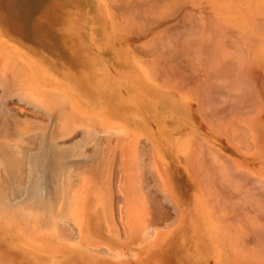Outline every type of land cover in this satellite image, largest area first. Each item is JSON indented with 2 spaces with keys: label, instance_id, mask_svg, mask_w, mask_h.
<instances>
[{
  "label": "rangeland",
  "instance_id": "obj_1",
  "mask_svg": "<svg viewBox=\"0 0 264 264\" xmlns=\"http://www.w3.org/2000/svg\"><path fill=\"white\" fill-rule=\"evenodd\" d=\"M259 1L258 0H246V1L245 0H195V1L185 0L182 3V5L177 2L178 6L180 5V7H183L182 10L177 5L175 7L173 5L170 7L169 11L162 12L164 10L163 7L167 6L166 5L167 2L169 3L168 6L170 5L171 3L170 0H167L166 2L164 0L163 1L153 0V3H154L153 5L151 4L152 1L148 0L147 1L148 5H146L144 2L141 7H145L144 8L145 10L146 8L150 9L148 13L146 12L147 14H149L148 15L149 17L146 16L147 17L146 18L145 16H142L143 14H141V16L143 17L142 20L139 16V12L137 15L138 16V19H137L136 16H135L136 18L135 17L133 18L134 14L132 16L131 14H128L129 11H127L124 15L127 14L131 16L126 15L127 17L126 16L125 17L126 18L130 17L132 19L130 18L126 19L124 16L123 17L119 16L120 15L119 12L120 11L123 12V10L118 9V13H117V9L115 5H114L115 10L112 13L108 12L107 11L108 9L106 8L104 11V18H103L106 26L104 24L105 28L102 30L100 34H97L96 37L91 38V35L87 34L86 35L87 41H86L85 33L86 32L88 33L87 30H89V28L85 24L80 25L81 26L80 31L81 33H83L85 40H84V44L83 42H82V45L81 43H76V47L74 46V51L75 49L78 50L77 52L75 51V53L79 58L78 66H76L78 68V71L76 72L68 70L64 64H60V66L59 64L58 66L51 65L50 67L47 63H44L42 59H40L38 55H36L32 50H29V52L28 50H25L22 47V42H20L19 40L16 41V39H13V38L8 39L7 34L0 28V56L3 58V61L7 63V65L3 67V63L0 62V73L4 75V78H6L7 81L9 79L8 82H10V84L8 82L6 83V85H8L7 86L8 91L12 95H15L17 94L16 92L19 93L17 89H21L24 91H28V93H32L36 95L35 97L31 96V94L27 95L28 99H23L21 98L22 96L21 97L18 96L19 98L18 100L16 96L13 97L12 95L11 96H8V95L1 96V91H0V105L2 107V108L0 107V130H2L4 127L8 130L10 129L9 131H13L14 124L17 122V120L19 121L25 120V124L26 125L29 124L31 126L23 128L22 131H24L25 135L32 134L31 136L26 137L24 141L22 142V143H25L24 148L29 149L28 152H36L38 148H40V145L42 143L44 144V142L40 141L41 139L38 136H42L43 138L48 139V137H44L42 134L44 132H50V131H53V133L57 131L59 132V134H62V133H65V131L67 132L71 130L70 136L67 134L68 137L61 138L60 139L61 142L81 141L83 140L81 139V137L85 135V133L86 134L90 133L92 137L97 134L99 137L100 136L103 137V138L100 137L101 145H98L99 139H97V142H96L97 135L94 136L92 140L97 143V146H101L99 148L101 149V152H104V153H106L105 150L108 151V147H109V146L107 147V144L104 146V143H103L104 141L106 142V139L108 138L107 137L105 139L106 136H109V137L113 136L115 138V136L125 137L128 135L130 136V135L137 134V135H145V136L153 135L155 137H159V139H161L160 137L165 138L167 139V142H168V154H169L170 211L172 213V217L174 216V217L179 218L180 217V167L182 169L181 165H183V164H180V156H179L180 155V118H182L183 115H186V113L180 112V106H181V110H184V106H182L183 103L185 106L192 107L193 102L191 101L190 98H186L182 96L183 94L180 93V85H179L180 79H178L180 77L177 76V79L175 80V77L173 75L179 74L180 76L179 72H186L187 74H193V72H198L200 69L204 73H207L209 71L207 72L205 71L209 67L208 65L203 64V63L199 64V61L195 60L196 58L194 56H197L198 54L196 55V52L199 51L195 47H190L191 50H187V49L185 50L184 56L187 57L186 59L180 60V58L178 57L180 55L177 56L176 54H178V52L183 50L184 47H180V44L185 38L197 35V34H193V32L195 33V30L198 29L199 26H197L196 22L192 23V20L196 21V19H199V20L202 19L203 21H206L207 18H210V19L213 18V20L215 18V22L219 23L223 21V24H220L222 25V27L223 26L226 27L229 24L228 27L231 26L232 28L231 27L230 28L227 27V28L231 32L232 31L234 32V30H237L241 32L240 34L238 33L240 37L246 36L245 39L247 41L244 39L246 41L245 45L247 47V43H248V47H250L251 49L250 51H248V55H249L248 57L250 58L251 56L250 59L246 57L247 52L246 54H243L241 48L239 47L240 46L239 43L241 42L240 40H238L239 41L238 44H237L238 41L236 40H235L236 42H231L232 44L234 43L233 47L236 44L238 45V48L236 47L237 49L236 48L233 49L234 51L238 50V52H234L231 49L233 47H232V44L231 45L229 44V42L235 38L238 39V37L235 36L237 34L234 35V33H229L228 35L230 36L231 34V36L234 38L232 39L228 37L229 38L228 39L225 36L226 33L223 34L222 32L221 33L219 32V35H217L218 34L217 32L216 34L214 33V36L217 35L215 36L216 38H218V36L221 38L222 36L221 34H223L222 38L224 37L226 38L224 39L225 40L224 42H226V45H223V46H226V48L227 46L228 48L229 46H231L229 48L231 49L230 51L231 52L233 51L232 53L237 55L236 57L238 61L237 59L235 61H233L234 59L233 60L230 59L233 63L230 61L228 62L227 60V64L226 65L222 64V65L231 66V63H232L236 67V65L237 66L241 65L240 61H243L242 66L244 68L242 70L239 67L240 69L239 70L236 67V72L238 71L236 74H238V76H236L235 73L233 72V75H231L232 77H229L230 76L229 74H232L231 71L235 68L234 65H232L231 67L232 70L230 67H228L231 73L227 71L228 68H226V70L224 69L223 71L222 68L224 66L219 67V65H216V68L217 69L219 68L218 70H220V71L217 70V74H219L220 72H221L220 74L224 73L223 75H226L227 73H229L227 75L228 76L227 79H232L234 80L233 82L235 81L238 82V80H245V78L240 77L241 74L239 75V73L240 71L241 72L246 71L247 70L246 68L248 65H249L248 70H250V72L253 73V76L251 77L249 73H247L248 75L246 76L243 75V77H247V79H249L247 89H246L245 82H244V88L241 86V82H238V83L235 82L233 83L235 87L233 86V90H231L230 96H222L221 98H218L220 108L226 111L227 108L232 106L233 112L229 113V116L232 115L231 117L232 119L228 120V125H229L231 122H236L235 118H237L236 114L238 113L235 112L236 110L235 106L240 107L241 104L248 105L250 112H248V114L244 113V115H249L250 119H248V123L251 124L252 119L255 118L257 115V112H256L257 105L264 104V88L261 90L262 91L261 94H259L258 96L257 94L256 96L254 95V93L258 92L257 88L264 87V77H263L264 76V47H262V45L264 46V43H263L264 38H261L264 35V32H263L264 31V26H263L264 0H259ZM114 2H117V0H114ZM108 3H109L108 4L109 8L113 7L111 2H108ZM134 3L136 4V2ZM149 3H150V7H148ZM162 3L163 5H166V6H163ZM140 4L141 3H138L137 6L139 7ZM174 4H176L175 1H174ZM186 4L188 5V8L193 10L192 13L190 12L191 11L190 9L184 8V7H187ZM159 5L160 7L163 6L161 7L163 10L160 9L161 11L160 12L158 11L159 13L155 14V11L157 12L158 8L156 9L153 7L155 6L158 7ZM212 5H214L213 8H212ZM215 5L217 6L215 7ZM225 7L227 9H225ZM199 8L201 9L205 8L206 12L205 10L202 9L204 11V13H202L201 9ZM208 8H210L211 10ZM184 9L187 11L190 10L189 18H188L187 11L186 12L183 11ZM175 11H177V13L179 14L174 13ZM222 11L224 13L226 11L227 12L224 14ZM152 12L155 15L152 16L153 14ZM142 13H145V12H142ZM180 13L181 15H183L182 13H184V15L186 14L187 15V16L185 15L186 18H184V15L181 17ZM173 14L174 15L176 14L174 18L177 19L179 17L177 19L178 21L172 18ZM102 15H103V11H102ZM194 15L196 19H194L193 17ZM191 16L193 17V19L191 18ZM115 17H117V19ZM144 17L148 19V21H154L155 19L152 20V18L153 17L156 18V21L152 23L156 24V22L158 21V24L155 26L153 25L152 29H156V31H159L162 28H164L162 26L166 27L169 24L171 26H168V29L166 30H169V29L170 30L166 32V34L165 32L164 34L161 32L154 33L156 31L152 30V33L148 32V35H145L144 33H142L144 34V35H141L142 37L137 36L136 38H134L136 35L133 31H135L136 29L139 32V30L141 29V28L139 29V25L142 27L143 26L142 23H144L143 21L146 20L144 19ZM168 17L169 19L171 18L175 20L174 22L173 20H171L175 24L171 23V21H170L171 24L168 23L167 21L169 20L165 19ZM180 17L182 19L184 18L188 20H185V23H184L180 19ZM112 18L115 21H117L115 22L114 25L108 22V20ZM161 18L165 20L163 21ZM139 19L141 21H139ZM189 19H192V20L190 21ZM216 19L221 20V21H216ZM179 20H181L180 21L181 24ZM176 21L178 22V24L176 23ZM224 21L226 24L224 23ZM126 23H128L127 25L128 26L130 25V26L126 27ZM122 24H125V25L123 26ZM172 24L174 26H177V25L179 26L174 27L172 26ZM83 26L86 28H84ZM227 28H224L222 30H225ZM83 29L85 32L82 31ZM218 29L216 31H218ZM204 33H202V36L204 35ZM244 33L245 35H243ZM162 34L165 36H163ZM89 36H90V40H89ZM146 36L148 37L150 36L149 38L148 37L147 38H148V41H152V43L153 41L163 40L162 39L163 37H164V40L166 39L169 42L165 44L164 47H159L158 49L154 48V50L152 49V51L148 50L150 51L149 53H152L150 54L152 55V57H149L150 58L149 60H152V62L154 61L153 62L154 64L147 65V66L146 65H135L133 63L135 62L134 58L139 57V56L140 57L144 56L143 53H145L144 51L146 49H142V51L140 50L142 54L140 53V51L138 54H136L135 53L136 51L135 49L133 50V48L136 46H139L140 45L139 42L144 41V38ZM98 37L100 38V40ZM252 38L254 39V41H252L253 40ZM135 41L137 42L136 44L134 43ZM258 41L259 42L261 41L260 45ZM243 42L244 41H242L241 43ZM255 42H258V43H255ZM245 45L243 46V48L245 47ZM91 46H92V49H91ZM178 46L180 47L179 50L177 49ZM87 47H89L90 50ZM98 48L100 49L98 51L99 53L97 52ZM226 48L224 47L223 49H225L226 52L230 53V51H227ZM247 50H249V48H247ZM247 50L245 49L244 51H247ZM86 52L90 55L89 59L87 58L85 54ZM156 52L159 53V55L156 54ZM106 53L107 55H105ZM239 53H240V56H239ZM94 55L95 56L97 55L96 56L97 60L95 59ZM108 55H109V59H108ZM217 56L220 57L219 55ZM238 56L239 57L242 56V59H239ZM255 56L258 58H256ZM231 57L233 56L231 55ZM205 58L207 57L203 56V59ZM247 59L249 60V62L247 61L248 63L246 62V66H245L244 63ZM251 59H253V61L255 62L254 64L253 62L251 63L250 61ZM98 60L101 62H98ZM236 61L239 62L240 64L238 65ZM200 62H202V60ZM234 62H236V64ZM250 64L254 65V69L252 68L253 65L251 66L252 69L250 68ZM174 67L177 68V71L172 70V68L174 70L176 69ZM2 68H5V73L2 72L1 70ZM167 68L170 70H168ZM252 70H254V72L257 71L258 75L257 73H254ZM87 72L90 73L91 75L90 78H88ZM242 74H244V72ZM2 75L1 77H3ZM87 79L89 83L86 82ZM222 79L224 78L222 77ZM250 81H251V85H250ZM16 82L20 83L18 84L19 86L17 85ZM90 82H93L94 86H97L96 84H98L99 90L91 89ZM176 83L178 87L174 86L176 85ZM87 84H88V88H87ZM100 85H102V87ZM189 86H192V85H189ZM237 86L238 87L240 86L241 88L238 89ZM253 87L256 89L254 93H253L254 89L252 92L249 91ZM14 89L16 90V92L14 91ZM6 90L4 91V93H6ZM123 91L125 92V94ZM38 99L39 100L41 99V100L39 101ZM225 103L227 106H225L224 108ZM38 104L42 105L44 109H42L41 107L37 108ZM3 108L5 109L2 112ZM47 113L49 114L50 118L49 116H47ZM189 115H186V116H189ZM87 119L91 120L90 123L85 122ZM114 122L115 123L120 122L123 126L128 125L130 126V128L124 129L123 127H119V124H115ZM218 124L223 125L221 129L224 130V126L226 123L218 120ZM86 125H88V127ZM137 125L139 126L136 127ZM236 125L238 127L239 126L245 127L248 125L247 120H244L241 123L240 122L236 123ZM46 127H48V130L44 131L42 128H46ZM85 130L86 131L89 130V132L87 133L85 132ZM127 130L131 132L132 134L129 133ZM161 131H163V133L165 134H163ZM94 132L95 134H93ZM140 132L142 134H140ZM89 138H90L89 140L93 142L91 140V137ZM111 140H114V142ZM110 141L113 143L111 147L113 149L115 139L110 138ZM95 142H93V144H87L86 142L84 144H81L80 142V144H78L77 146L73 148L72 152H77V153L82 152V154H84L85 152H89L92 150ZM106 143H108V141ZM115 147H116L114 148L115 150L113 149L114 154L116 156L114 161L112 159L111 161H109L110 164H107L108 162L106 164L108 165L109 169H110L109 165L111 166V169L113 166V168L117 172L116 176H119L118 170L122 168V161L119 155L121 151L119 150L118 144L117 145L115 144ZM233 148L238 149V151H236V149H233ZM232 149H233V151H231L232 154H230L233 157L231 161L232 163L231 162L229 163L230 160L229 161L227 160L228 161L227 163H229L231 168H232V164L236 163V166L233 165V167H236L238 170H240L239 171L240 174L237 171L236 173L235 172L232 173V171L227 169L229 173V177L226 178L225 170H224L225 169L224 166H226L225 160H219V159L218 161L216 160V169H217V177H219L217 179V186H218L217 191L219 193L218 196L222 197V199L218 198L221 201L219 202L218 205L223 206L225 203V199H223V197H225L224 192H232V197L230 199H232L234 208L233 210H230L232 206L229 205V208L228 210H226V212H225V209L218 210L217 212L222 213V215H226L225 213H227L228 216H232V217H235L236 215H239L245 218L248 217L251 219L252 223L249 219L250 223L248 225L246 224H242L241 226L235 225L236 227H232V230L235 234H232L230 236L224 234L221 225L218 224L216 226V232H217L216 238H217L218 248L216 247L214 250H212L210 254L211 256L208 255L206 260L202 258L200 264H209V262L210 264H215L216 261H220V264H244L245 261L247 262V264H264V251L263 252L257 251L256 250L257 246L253 244L255 241L254 239L256 237L259 238L258 240H260V238L262 237V236L260 237L259 235L258 237L257 234H255V231L253 229L254 228L257 229V227H260L261 230H264V181L262 177L259 175L260 171L258 170L259 168H258L257 159L259 158V155L257 156L256 148H255V145H253V139L251 138L248 140L247 145L233 146ZM70 160H73L74 163L83 162V160H80V158L76 156L74 159H70ZM69 161H67V163ZM85 161L90 162V164L91 163L93 164L91 165V167H88L91 170L94 169L95 166H98L97 160L96 161L85 160ZM188 163H189V166H192L193 164L192 161H188ZM239 166H241L243 169L240 168ZM188 170H190V173L192 172V168L188 167ZM211 170H213V168H211ZM5 171L2 172L1 170L2 175L4 176V178H2L3 176L1 178L3 180L5 179L4 181L6 182H10L11 185L8 183L9 185H7L5 189L7 191L3 190L0 193V197L5 195V198L8 201L9 200L11 202L13 201L12 204H14L16 200L18 201V198H20L19 200H21V203L18 204V206L23 205L22 207L20 206L22 210L27 209L28 212H31V213L33 212L34 215H37L39 212H41L39 209L33 210L31 208H37L38 205L41 207L43 204L42 205L32 204V201H30L31 199L30 197L33 196V194L30 197H28V194L26 193L28 189L27 187H26L27 190L25 189L24 183H28V179L30 178V175H31L30 169L25 165L23 167V170L20 172H17L15 169H11L9 171L10 173L9 172L5 173ZM80 171L81 170L79 169V171H74L70 173L67 181L65 180L66 179L65 177L62 178L60 175H58L60 178L56 176V179L58 178L60 179V181L58 179H57L58 181H56V179H53L54 184L52 181H51L52 183L50 182L49 177H46V178L43 177L46 179V181H48V183L44 179L43 184L45 186L43 184H40L41 186L40 189L43 188V190L41 189L42 192L39 194L40 198L37 200V202L42 203V202L48 201L50 198V201H49L50 203L49 204L46 203V205L44 203L43 206H48V205L50 206V204L53 202V207H54L55 202L58 205L60 203L64 204L65 201H70V200L75 201L76 205H73L74 208H72V210L76 212V215H75V212L73 211L74 213L72 212L73 214L72 213L71 214L74 217L72 216L71 219L69 217V220H72V224L75 221L74 224H75V227H77L75 228L73 226L74 224L71 225L75 228L73 231H76L77 229L78 231H80V225H79L80 203H81V199L83 196L82 195V192L84 190L83 185H84V182L86 184V180L88 179V177L86 176H81ZM230 175H232V179ZM109 178L111 180L110 182H113L114 178L112 176L106 177V179H109ZM13 181H15L16 183H14ZM181 181H182V178H181ZM11 182H13L14 184H12ZM47 184L49 185L51 184V185L49 186ZM80 185H81V187L79 188L80 192L77 193L76 192L78 191L77 186H80ZM9 186L11 187L8 191L7 188H9ZM4 192L6 193L11 192V193L8 195ZM74 192L77 195V196L75 195L76 197H74ZM25 194L27 195V198H29V201L31 203H26L24 202V200L22 201V198H26L24 197ZM10 196L12 198L14 197L13 199H15V202L13 199H11ZM26 201L29 202L28 200ZM22 202H24V204ZM75 202L70 203V204L72 205ZM47 208H50V207H43L42 210H44L45 212L49 211V209ZM53 210L54 209L52 208L50 209L51 213H53L52 212ZM56 210H58V208ZM58 211L64 212V210L62 209ZM0 214H1L0 215V264H65L64 252L67 247L70 248L71 245L74 243L73 241H71L72 239L67 242L66 241L67 239H63V238H69V237L63 236L62 238L60 237L62 236V234L59 236V234L56 233V230L47 229L51 227L46 228L47 231L49 230L48 232L46 231V229L45 231H43V228L41 226H40L41 229H39L38 228L39 223L33 217L29 219H25L26 221H24L22 218H18L15 213L11 214L8 211L3 210V209L0 210ZM73 218H74V221H73ZM233 220L238 221L235 218ZM31 221H33L35 224H30ZM23 222H25L26 224ZM27 223L30 224L29 225L30 228L28 227ZM32 225H34L35 227H32ZM71 226L69 228H72ZM31 227L34 230H32ZM122 227L127 228L126 226H122ZM223 227L228 228L231 226L224 225ZM204 228L205 230L202 228L201 232L202 233L206 232L205 235L206 237H208L207 233L209 230L208 229L209 226H204ZM246 228L250 232L249 235L252 234L251 236H253V238H251V236H249L251 239L247 237ZM240 230H243L245 233L241 235V233H239ZM38 231H41L42 233H39ZM253 231L255 235H253ZM240 236L242 238L243 236H246V238L244 237L243 239L248 240V241H245V243L246 242L249 243L250 249L248 252L247 251L238 252L232 249L233 251L231 252L233 253V256H230V250H228V248L230 249V246L228 244H231L232 241H235L236 246H237L238 237L241 238ZM71 237H73L72 233H71ZM75 238H73V240H75ZM169 238H170L169 240V264H183V259L180 256V225H173V224L169 225ZM252 239H253V243H252ZM38 240H40L43 243V244L41 243L42 246L41 244L37 245L40 243V241L38 242ZM250 242L252 246H250ZM240 254L243 255V257ZM137 259L139 260L140 257H138Z\"/></svg>",
  "mask_w": 264,
  "mask_h": 264
},
{
  "label": "crops",
  "instance_id": "obj_2",
  "mask_svg": "<svg viewBox=\"0 0 264 264\" xmlns=\"http://www.w3.org/2000/svg\"><path fill=\"white\" fill-rule=\"evenodd\" d=\"M134 16H136V13ZM4 32L7 34L8 39L10 38L12 39L10 34L7 32V30H5ZM134 43H137V42L135 41ZM139 43L140 45L150 47L149 44H151L152 41H140ZM22 47L25 50H28V52L29 50H31L30 45H24L22 43ZM148 47H144V48H148ZM203 60L202 62H199V64L203 63L206 65H210V67L207 70L209 71L208 72L209 75L211 74L210 75L211 79L214 80V81L212 80L213 81L212 86H213L216 77L212 78V76L213 75L218 76V74L216 73L217 68L215 66L220 65L222 63L221 62L219 63L217 60L215 62L214 60L212 61L215 63V66H214V64H212L210 60L208 61V58H205ZM134 61H135L134 62L135 65H145V64L152 65L153 64L152 61L148 60V58L146 59L145 56L135 57ZM206 61H208V63H206ZM44 63L46 62L44 61ZM49 66L51 67V65ZM213 68L214 70L215 69L216 70L211 73V71H213ZM200 71L193 72V74H186V76L187 77L192 76L194 80L196 77H198L196 78V80L197 79L200 80V81L197 80V82L199 83L204 81L202 83V87H203L202 90L199 89L201 85L197 86L194 83L193 84L195 86L192 85L191 89L188 88L189 84L191 83L190 81L193 79L188 80L189 77L188 78L185 77L184 72L180 73L181 74L180 76H182V78L180 77V93L183 94L182 96L186 98H190L191 101L193 102L192 107L185 106L183 103L182 106H184V110H181V106H180V112L186 113V115H189L190 113L189 116L183 115V117L180 118V153H181L180 154V164H183L181 165L182 169L180 167V217L179 218L174 217V216L172 217V213L170 211L169 154H168L167 139L162 138V137H160L161 139H159V137H155L153 135L145 136V135H137V134L120 137L119 138L120 140L119 142H117V144L119 145L120 143L121 147L119 145V149L121 151V154L122 155L124 154V155L122 156L123 158L121 159L122 168L119 170L117 169L119 172L118 174L119 176H116L117 172L114 168L109 169L108 166L105 164L107 167L105 168L106 170L105 173L108 171L106 176L107 177L112 176L114 178L113 182H110L111 181L110 179H105L104 177L105 173L103 169L98 176L94 177L96 166L94 167L93 170H91V172L88 170L86 172L84 171V169L82 170V168L80 169L81 170L80 175L88 177V179L86 180V185H85V182L83 181L84 190L82 192L83 196H82L81 203H80V216H79V219H80L79 225H80V231H81V232L79 231V234L81 233L80 238H79L80 243L77 245L76 241H74L73 239L71 240L74 243L71 245L70 248L67 247L64 252L65 264H108V263L109 264H169V240H170L169 225L170 224L180 225V256L183 259V264H200L202 258L206 260L208 255L211 256L210 254L212 250H214L216 247L218 248L217 238H216L217 237L216 226L220 223H225V224L229 222H231V224L237 223L236 221L233 222L234 221L233 219L236 217L228 216L227 213H225L226 215H222V213L217 212L218 210H221V209H225V212H226V210H228L229 208L227 206L234 205L233 202L228 203L229 205H227L226 203V201H229V202L232 201V199H230L232 197V192H224L225 197H223V199H225L226 205H223V206L218 205V201H220L218 200V198L222 199V197L220 196L217 197V193H218L217 180L215 178L214 183L212 181H208L209 178L213 179L215 176L217 177L216 165H213L214 163L216 164V162H212V159L211 161H209L210 164L212 163L211 166L213 167L211 168H213V170L208 171L207 169L210 168L208 167L209 163L207 162L208 166L206 169L205 164L207 160L204 161V157L201 156V155H205V153L202 150L203 151L202 153H204L202 154L200 150L201 147L200 148L198 147L202 146L201 143H203V141L204 143H209V145L205 144V147L204 145L203 147L206 149V145H208L207 148L210 147L212 151H214V153L211 151V153L215 155V156L213 155L214 156L213 160L214 161L216 160L218 161V159L225 160L224 158L226 157L227 158L226 161H227V160H230L228 158H231V160L233 159V157L230 155L232 154L231 151H233V149H236V148L232 149L233 146L247 145L248 140L250 138L253 139V145H255L257 156L259 155V158L257 159L258 168H259L258 170L260 171L259 175L262 177L264 181V104L257 105V108H256L257 115L255 118L252 119L251 124L248 123V119H250L249 115H244V113L248 114V112H250L248 105L241 104L240 107L235 106L236 108L235 112L238 113L236 114L237 118H235L236 122H231L228 125V120L232 119L231 118L232 115L229 116V113L233 112V108L232 106H230L229 108H227L226 111H224V109L220 108L218 98H221L222 96L231 95V90H233V84H232L233 80L229 79V81L231 82L229 83V81L227 82L228 79H226L225 83L227 82L226 84L228 85L229 83L230 85L227 86L226 84H223L225 85L223 87L222 85L218 86L219 84H216L217 82H215L216 84L215 87L216 86L218 87L216 90V94L211 93L212 91L214 92L215 90L213 87H212V90L209 89L210 87L208 88L209 90H207L208 84L210 85L211 83L210 82L211 79L208 80L209 79L208 73H207L208 75L207 77V75H204ZM221 75L222 77H224V80L225 78L228 77L227 75H223V74ZM200 78L202 79V81ZM204 78L207 80V83ZM217 80H220L219 77H217ZM243 81L246 83V88H248V84H247L248 79H246V81L245 80ZM243 81L241 80V86L244 87V85L242 84ZM218 83H221V82H218ZM204 84L206 85V88H204L205 86ZM193 90H194V93H193L194 96L192 94ZM203 90L206 92L211 91L210 93L212 96L210 95V98H209L208 93H206L208 95V101L206 102L205 100H203L205 99L204 97L205 92H203L202 94ZM185 92L187 94H185ZM201 95L204 98H202ZM209 99L211 100V102ZM212 100H215V103ZM209 102L212 104H210ZM225 106H227L226 103L224 104V108ZM200 109L204 111L205 113L200 112ZM204 116L205 117L209 116V117L208 119L207 117L205 119ZM210 117H211L210 120L212 122L209 121ZM200 118L201 120H199ZM218 120L226 123L224 126V130L221 129L223 125H219ZM244 120H247V124H248L247 126L238 127L236 125V123H239V122L241 123ZM115 124H119V127H123L124 129L130 128V126L128 125L123 126L120 122L115 123ZM138 126L139 125H137L136 127ZM214 128H217L218 130ZM220 133H222L223 135L221 136ZM228 133L230 136L232 135L231 137H234V140H232L233 141L232 143H231V140H229L230 136H228ZM140 134L142 133L140 132ZM198 139H201L202 142L201 140L197 141ZM115 140L118 141V139H115ZM195 142H198L197 144H199L200 142L201 145L198 146L196 144L197 145L196 146L195 144H193ZM139 145H141L142 147L145 146V148L148 149V150L146 149L147 152L145 151L144 147H143L144 149H142V147H140ZM194 145L197 147V151L196 149H194L195 147ZM136 148H138V150L141 149L146 154L143 153L142 156H139L138 153H137L138 155L135 154L136 158L139 160V163H141L142 165L139 164L140 165L139 166L138 163H136L135 165L136 168H134L135 166H133V162L136 159L134 160L135 157L133 156V153L139 152L137 151ZM208 150H207V153L209 154L210 150L209 152ZM216 150H218L217 152H219L222 155V157L216 154L215 152ZM236 151H238V149H236ZM148 153H149V156L147 155ZM104 154L107 155L106 157H108V159L111 158L112 160L113 158V161L116 157L114 153H113L114 154L113 157H110L109 153H104ZM195 154L197 158L202 159L203 157V161L198 159L199 161L202 162V164L200 162H195L196 160L194 156ZM197 154H199L201 157H198ZM146 155L150 158H148ZM140 157L141 159H139ZM120 158H121V155H120ZM152 158L155 162L152 161ZM138 160H136V162H138ZM188 161L193 162L192 166H189ZM97 162H98V166H100L99 160H97ZM152 162L153 164L156 163L158 172H157V168L154 169L155 166L152 164ZM203 162H205L204 165H203ZM132 167L136 170L141 168L143 172L141 171L139 172V170L138 171L133 170ZM144 167H145V170H144ZM147 167L149 170L147 169ZM188 167L192 168V172H191L192 175L190 173V170H188ZM202 168L204 172L201 173ZM85 169H88V166ZM110 170L111 172H109ZM146 170H148V172ZM132 171L134 173H132ZM135 172H138L137 174L139 176H134L136 175ZM205 172H207L206 173L207 181H206V177L205 178L203 177V181H202V176L204 175H201V174L203 173L205 174ZM120 173L123 174V178L121 177L122 174L120 176ZM102 176L104 178H102ZM157 176H159L160 178H158ZM162 177L164 178V181ZM230 177L232 179V175H230ZM96 178L98 179L97 182H96L97 180ZM181 178H182V181H181ZM104 179L106 181L105 182L107 185L106 187L104 186V183H103ZM119 179L120 180L122 179L121 180L122 184L121 182H119ZM161 179L163 182L161 181ZM207 182L213 183V184L212 183L210 184L212 186V188H210L212 193L209 190L210 185L207 184ZM99 185H100V188H99ZM121 187L122 189H120ZM130 190H131V194H130ZM213 190L216 191L215 195H214ZM152 197H153V200L156 198L154 202L152 201V199H150ZM215 202H217V204ZM54 206L56 207L57 205L54 204ZM225 206L227 208H225ZM49 207H53V202L50 204ZM156 208H157L158 214L155 213L156 214L155 216L154 211L156 212L155 210ZM159 208L161 210H159ZM165 210L167 211L165 214L166 217L167 215L170 217L166 218L164 217V215H162L164 214ZM230 210H233V209L231 208ZM99 211H101L100 212L101 214L98 213ZM160 211L161 212L163 211V212L160 213ZM124 213L127 214V218L124 217L125 216ZM167 213H170V215ZM128 214H131V215L128 217ZM157 216L159 218L161 217L160 219L164 217L165 219L164 218L162 219L164 221L162 222L159 218H157ZM219 219H222V220H219ZM116 221L120 222L119 226L117 224L118 222ZM159 221L162 224L159 223ZM153 222L155 223V225ZM243 222L244 221H239L240 224H246V223L248 224L247 221L245 223ZM122 226H126L127 231L132 234H129V233L127 234L124 230L122 231V229H125ZM204 226H209L208 228L209 230L207 233L208 237H206L205 235L206 232L205 233L201 232L202 228L205 230ZM124 237L128 238V240L125 239ZM228 245L230 246V244ZM99 247L101 249H99ZM88 248H91L92 250ZM106 250L107 251L109 250V251L107 252ZM228 250H230V256H233V253L231 252L232 248L230 247V249L228 248ZM115 253H116V256H114ZM126 255L129 257L127 258ZM241 256L243 257V255ZM138 257H140L139 260L137 259ZM245 262L244 264H247V262L246 263ZM215 264H220V261H216Z\"/></svg>",
  "mask_w": 264,
  "mask_h": 264
},
{
  "label": "bare ground",
  "instance_id": "obj_3",
  "mask_svg": "<svg viewBox=\"0 0 264 264\" xmlns=\"http://www.w3.org/2000/svg\"><path fill=\"white\" fill-rule=\"evenodd\" d=\"M148 1V0H147ZM147 1H145V0H117V2H114V0H0V28L3 30V31H5V30H7V32L10 34V36L12 37V38H14V39H16V41L17 40H19L20 42H22L24 45H30V49L36 54V55H38V57L40 58V59H42V61L44 62H46L48 65H55V66H58V64H59V66H60V64H64L65 65V67L68 69V70H71V71H73V72H76V71H78V68L76 67V66H78V63H79V58H78V56L76 55V53H75V51L77 52L78 50H76L75 49V51H74V46L76 47V43H81V45H82V42H83V44H84V40H85V37H86V41H87V34L88 35H91V38L92 37H96L97 36V34H100L101 32H102V30L105 28V26H106V24H105V21H104V11H105V9L107 8L108 10V12H110V13H112V12H114V10H115V6H116V9H117V13H118V9H121V10H123V12H119V16H126V15H124L127 11H129L128 12V14H131L132 16H133V14L135 15V13H136V17H137V19H138V12H139V16H140V18H141V20H142V16H148L149 14H147L148 13V11H150V9H148V8H146V10L144 9L145 7H141L142 5H143V3L145 2V4L146 5H148V3H147ZM150 1H152L151 2V4L153 5L154 3H153V0H150ZM154 1H156V0H154ZM161 1H163V0H161ZM165 2L167 1V0H164ZM171 1V3H170V5L168 6V2H167V6L166 5H163V3H162V5L163 6H166V7H163V6H161V7H163V9L160 7V5L157 7V6H155V7H153V8H158L157 9V12L155 11V14L157 13H159L161 10L160 9H162L163 11L162 12H165V11H169L170 10V7L171 6H173L174 5V7L178 4V3H180L181 5H182V3L185 1V0H170ZM173 1V2H172ZM174 1L176 2V4H174ZM193 1H195V0H193ZM246 1V0H245ZM259 1V0H258ZM108 2H111V4H112V6L113 7H110L109 8V3ZM134 2H136V4L134 3ZM158 2V1H157ZM178 2V3H177ZM190 2V1H189ZM192 2V1H191ZM203 2V1H202ZM260 2V1H259ZM138 3H141L140 5H139V7L137 6L138 5ZM199 3V2H198ZM204 3V2H203ZM172 4V5H171ZM188 4V3H187ZM186 4V6L187 7H184V8H186V9H190V8H188V5ZM115 5V6H114ZM193 5V4H192ZM205 5V4H204ZM178 6V5H177ZM206 6H207V4H206ZM213 6L214 5H212V8H213ZM217 5H215V7H216ZM228 6H229V4H228ZM137 7V8H136ZM148 7H150V3H149V6ZM179 8H181V10H182V8L183 7H180V5L178 6ZM202 7V6H201ZM219 7V6H218ZM152 8V7H151ZM223 8V7H222ZM199 9H201V8H199ZM203 9V8H202ZM201 9V11H202V13H204V11L203 10H205V12H206V9L204 8L203 10ZM208 9H210V8H208ZM225 9H227L226 7H225ZM224 9V10H225ZM152 10V9H151ZM155 10V9H154ZM154 10H153V12H154ZM191 10V9H190ZM189 10V11H190ZM211 10V9H210ZM212 10H214V9H212ZM219 10V9H218ZM217 10V11H218ZM223 10V9H222ZM102 11H103V15H102ZM159 11V12H158ZM179 11V10H178ZM183 11H187V10H183ZM189 11H187V14H188V18H189ZM192 11L193 10H191L190 12L192 13ZM200 11V12H201ZM229 11V10H228ZM142 12H147L146 14L145 13H142ZM152 12V13H153ZM180 12V11H179ZM184 12V13H185ZM219 12V11H218ZM223 12V11H222ZM227 12V11H226ZM225 12V13H226ZM230 12H232V11H230ZM174 13H176V14H179V13H177V11H175ZM184 13H182L183 15H184ZM210 13V12H209ZM224 13V12H223ZM224 13V14H225ZM141 14H143L142 16H141ZM154 13L152 14V16L153 15H155ZM160 14H162V13H160ZM159 14V15H160ZM175 14V15H176ZM239 14V13H238ZM131 15H127V16H131ZM175 15L173 14L172 16H170V17H172L173 19H176V18H174L175 17ZM180 15H181V13H180ZM183 15H181V17L183 16ZM186 15V14H185ZM184 15V18H186V16ZM191 15V14H190ZM193 15V14H192ZM217 15V14H216ZM218 15H219V13H218ZM106 16V15H105ZM126 16V17H127ZM178 16V15H177ZM176 16V17H177ZM198 16H200V15H198ZM207 16V15H206ZM215 16V15H214ZM125 17V18H126ZM135 16H133V18H134ZM135 17V18H136ZM144 17V19H146ZM149 17V16H148ZM180 17V19L185 23V20H188V19H182ZM194 17V19H196V17H195V15L193 16ZM193 17L191 16V18L193 19ZM209 17H210V15H209ZM116 19H117V17H115ZM128 18H130V17H128ZM128 18H126V19H128ZM152 18V17H151ZM179 18V17H178ZM177 18V19H178ZM130 19H132V18H130ZM136 19V20H137ZM150 19V18H149ZM153 19H155L154 21H156V18H152V20ZM162 19V18H161ZM166 20L168 19L169 21H167L168 23H170V21L171 20H173V19H169V17L168 18H165ZM164 19V20H165ZM176 19V20H177ZM192 19H189L190 21L192 20ZM261 19V18H260ZM140 19H139V21H141ZM160 20V19H159ZM163 20V19H162ZM163 20V21H164ZM181 20H179V22L181 21ZM213 20V18H207V20L206 21H203L202 19H196V21L194 20H192V23L193 22H196V24H197V26H199V28L198 29H196L195 30V33L193 32V34H197V35H195V36H191V37H187V38H185L183 41H182V43L180 44V47H184L183 48V50H181L180 52H178V54H176L177 56L178 55H180V56H178L179 58H180V60H182V59H186L187 57L186 56H184L185 55V50L187 49V50H191L190 49V47H195L197 50H199L198 52H196V55L197 56H194L196 59L195 60H198L199 62L201 61V60H203V56H205V57H207L208 58V61L210 60V62H212V61H214L215 60V62H216V60L217 61H219V63H220V61L222 62V64H227V60H228V62L230 61V62H232L231 60H233V61H235L236 59H237V55L236 54H234V53H232L234 50L233 49H235L236 47L238 48V43H239V41L238 40H240L241 42L242 41H244L243 43H239L240 44V48H241V50H242V52H243V54H246V52H247V55H246V57H248L249 55H248V51H250L251 49H250V47H248V43H247V47H246V45H245V43H246V36H241L240 37V35H238V33L240 34L241 32H239V31H237V30H234V32L232 31H230L228 28H230V27H228V25L225 27V26H223L222 27V25H220V24H223V21H221V20H217L216 19V21H221V22H215V18H214V20ZM262 20V19H261ZM261 20H259V21H261ZM134 21V20H133ZM154 21H148V19H146V20H144L143 22L144 23H142V27L139 25V23H138V25H139V32L135 29V31H133L134 33H135V37L134 38H136L137 36H141V35H148V32L150 33H152V30H154V31H156V29H152V26L154 25H157L158 24V21L156 22V24L155 23H152V22H154ZM175 20H173V22H174ZM178 21V20H177ZM176 21V23L178 24V22ZM263 21V20H262ZM107 22V21H106ZM108 22L109 23H112L113 25L115 24V22H117V21H115L113 18L112 19H109L108 20ZM122 22V21H121ZM172 21H171V23H173ZM182 22V23H183ZM132 23V22H131ZM170 23V24H171ZM224 23H225V21H224ZM83 24H85L88 28H89V30H87L88 31V33L86 32L85 33V37H84V35H83V33H81V26L80 25H83ZM104 24H105V26H104ZM117 24V23H116ZM128 23H126V27L128 26L127 25ZM133 24V23H132ZM147 24V25H146ZM163 24V23H162ZM173 24H175V23H173ZM172 24V26H174ZM176 24V25H177ZM180 24H181V22H180ZM226 24V23H225ZM234 24V23H233ZM123 26L125 25V24H122ZM184 25V24H183ZM182 25V26H183ZM232 25V24H231ZM119 26V25H118ZM130 26V25H129ZM128 26V27H129ZM134 26H135V24H134ZM168 26H171V25H167L166 27L165 26H162V27H164V28H162L161 30H159V31H156V32H154V33H158V32H161V33H163L164 34V32H165V34H166V32H168L169 30H166V29H168ZM177 26H179V25H177ZM177 26H174V27H177ZM235 26H236V24H235ZM263 26H264V22H263ZM84 27V26H83ZM120 27V26H119ZM133 27V26H132ZM131 27V28H132ZM221 27H222V29H224V28H227V29H225V30H222L221 29ZM255 27V26H254ZM84 28H86V27H84ZM134 28V27H133ZM132 28V29H133ZM218 28H220V29H218ZM232 28V27H231ZM218 29V31H216ZM234 29V28H233ZM86 30V29H85ZM126 30V29H125ZM82 31H84V29L82 30ZM144 31V32H143ZM236 31H237V33H236ZM85 32V31H84ZM111 32V31H110ZM126 32V31H125ZM205 32V33H204ZM216 32L218 33L217 35H219V32L221 33H226V38H228V37H230V38H234V37H232L231 36V34H230V36L228 35L229 33H234V35L235 34H237V35H235V36H237L238 37V39L237 38H235V39H231L232 41H230L229 42V44L231 45L232 43L231 42H236V41H238L237 42V44L236 45H234V47H233V44H232V47L233 48H231L233 51L231 52L230 50L231 49H229L231 46H229V48H228V46H227V48H226V46H223V45H226V42H224L225 40L224 39H226L225 37L224 38H222L223 37V34H221L222 36H221V38L218 36V38H216L215 36H217V35H215L214 36V33L216 34ZM264 32V31H263ZM142 33H144V34H142ZM147 33V34H146ZM202 33H204V35L202 36ZM162 34V35H163ZM125 35V34H124ZM129 35V34H128ZM151 35V34H150ZM210 35V36H209ZM233 35V36H234ZM243 35H245V33L243 34ZM100 36V35H99ZM111 36V35H110ZM131 36V35H130ZM157 36V35H156ZM163 36H165V35H163ZM207 36V37H206ZM212 36V37H211ZM252 36H253V34H252ZM77 37V38H76ZM124 37V36H123ZM142 37V36H141ZM148 36H146L145 38H144V41H148V38L150 37H148ZM240 37V38H239ZM242 37H243V39H242ZM99 38V37H98ZM256 38V37H255ZM261 38H264V35L261 37ZM260 38V39H261ZM121 39V38H120ZM158 39V38H157ZM163 40H159V41H153V43H151V44H149L150 45V47H148V46H144V45H139V46H136V47H134L133 48V50L135 49V53L136 54H138L139 53V51L141 50L142 51V49H146L144 52L145 53H143L144 54V56L146 57V59L148 58V60L150 59L149 57H152V55H150V54H152V53H149L150 51H148V50H151L152 51V49L154 50V48H156V49H158L159 47H164L165 46V44H167L169 41H167L166 39L164 40V37L162 38ZM229 39V38H228ZM246 41H245V40ZM253 39V38H252ZM251 39V40H252ZM89 40H90V36H89ZM99 40H100V38H99ZM236 40V41H235ZM262 40V39H261ZM104 41V40H103ZM138 41H139V39H138ZM220 41H222V42H220ZM252 41H254V39L252 40ZM264 41V40H263ZM120 42V41H119ZM128 42V41H127ZM259 42V41H258ZM258 42H255V43H258ZM261 42V41H260ZM260 42H259V45H260ZM97 43V42H96ZM122 43V42H121ZM223 43H225V44H223ZM264 43V42H263ZM101 44V43H100ZM99 44V45H100ZM104 44V43H103ZM136 44V43H135ZM245 45V49L247 50V48H249V50H247V51H244L245 49L243 48V46ZM250 44V43H249ZM134 45V44H133ZM228 45V44H227ZM241 45H242V47H241ZM87 46H89V45H87ZM256 46V45H255ZM29 47V46H28ZM81 47V46H80ZM85 47V46H84ZM95 47V46H94ZM100 47V46H99ZM133 47V46H132ZM144 47H148V48H144ZM180 47L178 46V50L180 49ZM226 48L227 49V51H230V53L229 52H226V50L225 49H223V48ZM262 47H264L263 45H262ZM78 48V47H77ZM88 49H89V47H87ZM219 48V49H218ZM223 50H222V49ZM236 48V49H237ZM85 49V48H84ZM91 49H92V46H91ZM111 49V48H110ZM229 49V50H228ZM256 49V48H255ZM254 49V50H255ZM90 50V49H89ZM97 50V49H96ZM100 49L98 48V50H97V52L99 51ZM141 51H140V53H141ZM148 51V52H147ZM95 52V51H94ZM109 52V51H108ZM107 52V53H108ZM115 52V51H114ZM126 52V51H125ZM234 52H238V50L237 51H234ZM99 53V52H98ZM107 53L105 54V55H107ZM162 53V52H161ZM180 53V54H179ZM195 53V52H194ZM229 53V54H228ZM86 54V56H87V58L89 59L90 58V55L86 52L85 53ZM142 54V53H141ZM156 54H158L159 55V53H157L156 52ZM242 54V55H243ZM217 55H219L220 57H218ZM231 55L233 56V57H235V58H233V57H231ZM250 55H251V53H250ZM95 56V55H94ZM97 56V55H96ZM96 56H95V59H96ZM156 56V55H155ZM239 56H240V53H239ZM238 56V58L239 59H242V56L241 57H239ZM256 57V56H255ZM2 57L0 56V59H1ZM83 58V57H82ZM94 58V57H93ZM99 58V57H98ZM102 58V57H101ZM249 58V57H248ZM250 58H251V56H250ZM249 58V59H250ZM253 58V57H252ZM256 58H258V57H256ZM108 59H109V55H108ZM128 59V58H127ZM159 59H160V57H159ZM231 59V60H230ZM97 60V59H96ZM101 60V59H100ZM142 61V60H141ZM152 61V60H151ZM161 61V60H160ZM204 61V60H203ZM208 61H206V63H208ZM237 61H238V59H237ZM236 61V62H237ZM249 62V60L247 59L246 61H245V66H246V62ZM251 61V63L253 62V64L255 63L254 61H253V59H251L250 60ZM256 61V60H255ZM0 62L1 63H3V67H5L6 65H7V63H5L4 61H3V58L0 60ZM98 62H101V61H99L98 60ZM103 62V61H102ZM144 62V61H143ZM154 62V61H153ZM152 62V63H153ZM236 62H234L235 64H236ZM241 62V65H239L240 63L239 62H237L238 63V65L239 66H237L236 65V67L239 69V67L243 70L244 68H243V66H242V64H243V61H240ZM247 62V63H248ZM134 63V62H133ZM148 63V62H147ZM151 63V64H152ZM160 63V62H159ZM233 63V62H232ZM231 63V66H225V65H222V64H220L219 65V67L220 66H224L223 68H222V70L224 71V69L226 70V68H228V67H232V65H234V64H232ZM145 64V63H144ZM154 64V63H153ZM212 64H214V66H215V63L214 62H212ZM253 64H250V68H251V66L253 65ZM113 65V64H112ZM134 65V64H133ZM145 65H147V64H145ZM95 66V65H94ZM132 66V65H131ZM249 66V65H248ZM248 66H247V70L246 71H243L244 72V74H242L243 72H241L240 71V73H239V75H240V77L241 78H245V81H246V79H247V77H243V75L244 76H246V75H248L247 73H249V75H250V77L251 76H253V73L252 72H250V70H248L249 68H248ZM42 67V66H41ZM113 67V66H112ZM133 67V66H132ZM131 67V68H132ZM208 67H210L209 65H208ZM212 67V66H211ZM216 67V66H215ZM234 67H235V65H234ZM236 67L232 70V68H231V72H232V74H229V73H231L230 71H229V68L227 69V71H229V73H225L226 75H233V72L235 73V75L236 76H238V74H236L237 72H236ZM43 68V67H42ZM47 68V67H46ZM99 68V67H98ZM106 68H108V67H106ZM114 68V67H113ZM130 68V69H131ZM145 68V67H144ZM164 68V67H163ZM166 68V67H165ZM174 68H176V67H174ZM253 69H254V65H253V67H252ZM251 68V69H252ZM256 68V67H255ZM48 69V68H47ZM100 69V68H99ZM168 69V68H167ZM167 69H165V70H167ZM219 69V68H218ZM217 69V70H218ZM2 70V72H4L5 73V68H2L1 69ZM58 70V69H57ZM129 70V69H128ZM168 70H170V69H168ZM172 70L173 71H177V68L174 70L173 68H172ZM216 70V69H215ZM214 70V68H213V71H211V73L212 72H214L215 71ZM240 70V69H239ZM258 70V69H257ZM49 71V70H48ZM51 71V70H50ZM200 71V70H199ZM208 70H206L205 72H207ZM218 71H220V70H218ZM253 72H254V70H252ZM200 72H203L202 70L200 71ZM259 72V71H258ZM261 72V71H260ZM130 73V72H129ZM138 73V72H137ZM147 73V72H146ZM179 73H182V72H179ZM208 73V72H207ZM207 73H204L203 72V74L204 75H207ZM216 73H217V71H216ZM221 73V72H220ZM218 74V76H215V75H213L212 76V78H214V77H216V79H215V82H217L216 84H219L218 86H221L222 85V87L223 86H225V85H223V84H226L228 81H229V79L227 80V82L225 83V81H226V79L227 78H225V80L223 79V81H222V75L221 74ZM254 73H257V71L256 72H254ZM1 74V73H0ZM132 74V73H131ZM139 74V73H138ZM166 74V73H165ZM174 74V73H173ZM178 74V73H177ZM184 74H185V77H187L186 76V74L187 73H185L184 72ZM202 74V75H203ZM224 74V73H223ZM2 75V74H1ZM1 75H0V91H1V96H3V95H8V96H11L12 94L8 91V85H6V83L9 81V79H8V81L6 80V78H4V75H2L3 77H1ZM94 75V74H93ZM169 75V74H168ZM181 75V74H180ZM200 75V74H199ZM208 75H209V73H208ZM208 75H207V77H208ZM211 75V74H210ZM209 75V79L208 80H210L211 79V76ZM220 75V76H219ZM257 75H258V73H257ZM5 76H7V75H5ZM87 76H88V78H90L91 77V75H90V73H88L87 72ZM111 76V75H110ZM118 76V75H117ZM170 76V75H169ZM174 77H175V80L177 79V76L178 77H181L182 78V76H179V74L178 75H173ZM172 76V77H173ZM196 76V75H195ZM261 76H263V75H261ZM57 77V76H56ZM96 77V76H95ZM94 77V78H95ZM134 77V76H133ZM189 77V76H188ZM187 77V78H188ZM217 77H219V79L221 80H217ZM232 77V76H231ZM235 77V76H234ZM249 77V76H248ZM249 77V78H250ZM255 77V76H254ZM264 77V76H263ZM97 78H98V76H97ZM171 78V77H170ZM195 78V77H194ZM196 78H198V77H196ZM196 78H195V80L193 79V77H189L188 78V80H190V79H193V80H191L190 82V84L189 85H193V86H195V85H201V87L199 88V89H203V87H202V83L204 82H201V83H199V82H197V80H196ZM224 78V77H223ZM96 79V78H95ZM136 79V78H135ZM150 79V78H149ZM178 79H180V78H178ZM201 79V78H200ZM205 79V78H204ZM240 79V78H239ZM90 80V79H89ZM94 80V79H93ZM92 80V81H93ZM185 80V79H184ZM206 80V79H205ZM213 79H211V83H210V85L208 84V87H207V90H209V89H211L212 90V87L215 89L214 90V92L212 91H209V92H206V91H202V94H203V92H205V99H203V100H205V102L206 101H208V95H209V98H210V95H211V93H215L216 94V90H217V86L215 87V82H214V85L212 86V84H213V81H212ZM198 81H200V80H198ZM201 81H202V79H201ZM234 81V80H233ZM232 81V84L233 83H235V82H233ZM243 81V80H242ZM248 81H249V79H248ZM22 82H23V80H22ZM66 82V81H65ZM86 82H88V79H87V81ZM177 82V81H176ZM185 82V81H184ZM186 82H188V81H186ZM218 82H221V83H218ZM222 82H223V84H222ZM238 82H241V80H238ZM238 82H236V83H238ZM9 84H10V82H8ZM17 83V82H16ZM89 83V82H88ZM91 83V89H94V90H99V87H98V84H96L97 86H94V83L93 82H90ZM195 85H194V84ZM206 83H207V80H206ZM205 83V84H206ZM209 83V82H208ZM229 83H231L230 81H229ZM228 83V85L227 86H229L230 84ZM18 84H20L19 82L17 83V85ZM21 84H23V83H21ZM66 84V83H65ZM107 84V83H106ZM204 84V85H205ZM243 85H244V81H243V83H242ZM248 84V83H247ZM131 85V84H130ZM138 85V84H137ZM146 85V84H145ZM180 85V84H179ZM203 85V86H204ZM250 85H251V81H250ZM19 86V85H18ZM17 86V87H18ZM101 87H102V85H100ZM105 86V85H104ZM149 86V85H148ZM174 86H177V83H176V85H174ZM233 86L235 87V85L233 84ZM96 87V88H95ZM152 87V86H151ZM178 87V86H177ZM210 87V88H209ZM230 87H232V86H230ZM243 87V86H242ZM87 88H88V84H87ZM188 88H192V86H188ZM204 88H206V85L204 86ZM209 88V89H208ZM237 88L239 89V88H241L240 86L238 87L237 86ZM244 88V87H243ZM250 88V87H249ZM255 88H256V86H255ZM254 87L253 88H251L249 91L250 92H252L253 91V89H254V91H253V93L256 91V89H255ZM264 87H262V88H257V90H258V92H256V93H254V95L256 96V94H257V96L259 95V94H261V90L263 89ZM7 89V90H6ZM15 89H16V87H15ZM14 89V91L16 92V90ZM73 89V88H72ZM120 89V88H119ZM199 89H198V91H199ZM247 89V88H246ZM6 90V93H4V91ZM20 90L21 89H17V91H19V93L18 92H16L17 94H15V95H12L13 97H17V99L19 100V98H18V96L19 97H21V98H23V99H28V97H27V95H30L31 94V96H33V97H35L36 95H34V94H32V93H28V91H24V90H21V92H20ZM188 90V89H187ZM195 90V89H194ZM194 90H193V92H192V94L194 93ZM24 91V92H23ZM197 91V90H196ZM195 91V92H196ZM124 92V91H123ZM211 92V93H210ZM14 93V92H13ZM34 93V92H33ZM77 93H78V91H77ZM96 93V92H95ZM107 93V92H106ZM189 93V92H188ZM199 93H200V91H199ZM206 93H208V95L206 94ZM124 94H125V92H124ZM138 94H140V93H138ZM185 94H187L186 92H185ZM190 94V93H189ZM114 95V94H113ZM207 95V96H206ZM187 96V95H186ZM193 96H194V94H193ZM202 96V95H201ZM212 96V95H211ZM41 97V96H40ZM95 97V96H94ZM144 97V96H143ZM203 96H202V98H204ZM42 98V97H41ZM146 98V97H145ZM213 98V97H212ZM165 99V98H164ZM20 100H22V99H20ZM39 100V99H38ZM41 100V99H40ZM39 100V101H40ZM85 100V99H84ZM113 100V99H112ZM136 100V99H135ZM153 100V99H152ZM151 100V101H152ZM210 100V99H209ZM127 101V100H126ZM214 103H215V100H212ZM128 102V101H127ZM210 102H211V100H210ZM209 102V103H210ZM165 103V102H164ZM167 103V102H166ZM114 104V103H113ZM137 104V103H136ZM141 104V103H140ZM210 104H212V103H210ZM209 104V105H210ZM129 105V104H128ZM208 105V104H207ZM151 106V105H150ZM0 107H1V105H0ZM42 108V109H44L43 107H42V105H37V108ZM2 108V107H1ZM133 108V107H132ZM153 108V107H152ZM4 109L5 108H3L2 109V112L4 111ZM119 109V108H118ZM134 109V108H133ZM168 109V108H167ZM122 110V109H121ZM199 111V110H198ZM206 111V110H205ZM128 112V111H127ZM200 112H204V111H202L201 109H200ZM207 112V111H206ZM211 112V111H210ZM152 113V112H151ZM159 113V112H158ZM161 113V112H160ZM205 113V112H204ZM145 114V113H144ZM168 114V113H167ZM201 114V113H200ZM213 114V113H212ZM169 115V114H168ZM202 115V114H201ZM47 116H49V114L47 113ZM151 116V115H150ZM158 116V115H157ZM167 116V115H166ZM163 117V116H162ZM180 117V116H179ZM200 117V116H199ZM207 117V116H206ZM206 117L204 116V118L206 119ZM209 117V116H208ZM208 117H207V119H208ZM211 117H213V116H211ZM211 117L209 118V121L210 122H212L210 119H211ZM49 118H50V116H49ZM159 118V117H158ZM173 118V117H172ZM85 119V118H84ZM214 119V118H213ZM161 120V119H160ZM199 120H201V118L199 119ZM90 121L91 120H86L85 122H89L90 123ZM140 121V120H139ZM139 121H138V123H139ZM208 121V122H209ZM65 122V121H64ZM64 122H63V124H64ZM152 122V121H151ZM207 122V121H206ZM209 122V123H210ZM93 123V122H92ZM142 123V122H141ZM148 123V122H147ZM156 124V123H155ZM82 125V124H81ZM185 125V124H184ZM31 125H29V124H25V120L24 121H19V120H17V122L14 124V129H13V131H9L8 129H6V128H4L3 126V129L2 130H0V193L3 191V190H5L6 189V186L7 185H9L10 184V182H6V181H4L2 178H4V176L2 175V172L3 171H5V173H7V172H9L11 169H15L17 172H20V171H22L23 170V167L26 165L29 169H30V172H31V175H30V180L28 179V183H24L25 184V189H26V187H27V189L29 190H27V192L26 191H24V192H26L27 194H28V197H30L32 194H33V196H31L30 198V201H32V204H40V205H44V203H45V205H46V203H50L49 201H50V198H49V200L48 201H45V202H37V200L40 198L39 196V194L42 192L41 191V189L43 190V188H41L40 189V184H43L44 183V179L46 178V177H49L50 178V182L52 181L53 182V184H54V181H53V179H56V176H58V175H60L62 178H66L65 180L67 181V179H68V176H69V174L70 173H72V172H74V171H79V169H83V168H86L87 166L88 167H91V165H93L92 163L90 164V162H87V161H85V160H88V161H96V160H99L100 161V163H99V165L101 166H96V168H95V172H94V177L95 176H98L99 174H100V172L102 171V169L104 170V173H105V168H107L106 167V165L107 164H110L109 163V160H111V158L110 159H108V157H106L107 155L106 154H104V152H101V149L99 148V147H101V146H97V139H99L98 140V145H101V138H103V137H99L97 134V136L96 135H94V136H96V142L95 141H93L92 139H93V137H92V135H90V133L89 134H86L85 133V135H83L82 137H81V139H83V140H81V141H72V142H61L60 141V139L61 138H65V137H68V135L70 136V134H71V130H69V131H65V133H62V134H59V132H54L53 133V131H50V132H44L42 135L44 136V137H48V139H45V138H43L42 136H38L41 140V142H44V144L42 143L41 145H40V148H38V150L36 151V150H34V151H36V152H28V150L29 149H25L24 147H25V143H22L23 141H24V139L26 138V137H28V136H31L32 134H24V131H22V129L23 128H26V127H30ZM87 127H88V125H86ZM144 126V125H143ZM82 127H84V126H82ZM97 127V126H96ZM142 127V126H141ZM158 127V126H157ZM213 127V126H212ZM216 127V126H215ZM86 128V127H85ZM91 128H93V127H91ZM150 128V127H149ZM155 128V127H154ZM44 131H47L48 130V127H46V128H42ZM94 129H95V127H94ZM145 129V128H144ZM160 129V128H159ZM165 129V128H164ZM214 129H216V130H218L217 128H214ZM75 130H76V128H75ZM100 130V129H99ZM103 130V129H102ZM161 130V129H160ZM105 131V130H104ZM108 131V130H107ZM113 131V130H112ZM151 131V130H150ZM85 132H89V130L88 131H86L85 130ZM101 132V131H100ZM99 132V133H100ZM103 132V131H102ZM162 133H163V131H161ZM208 132V131H207ZM217 132V131H216ZM98 133V134H99ZM204 133V132H203ZM59 134V135H58ZM68 134V135H67ZM93 134H95V132L93 133ZM163 134H165V133H163ZM215 134V133H214ZM218 134H219V132H218ZM221 134V136L223 135L222 133H220ZM64 135V136H63ZM126 135V134H125ZM204 136V135H203ZM205 136H206V134H205ZM228 136H230L229 135V133H228ZM232 136V135H231ZM230 136V137H231ZM89 137H91V140L93 141V142H95V144L93 145V148H92V150L91 151H89V152H85L84 154H82V152L80 153H77V152H72L73 151V148L75 147V146H77L78 144H80V142H81V144H84L85 142L87 143V144H93V142H91L89 139ZM108 137V138H107ZM230 137H229V140H231V143L233 142L232 140H234V137H231V139H230ZM107 138V139H106ZM110 138L112 139H118V140H120L119 138L120 137H116L115 136V138L113 137V136H111V137H109V136H106L105 137V139H106V142L108 141V143H106L105 141L103 142L104 143V146L107 144V147H108V151H106L105 150V152L106 153H109L110 155V157H113L114 156V148H116L115 147V144L117 145V142H119V141H117V140H115V143H114V150L111 148L112 147V142L111 141H113L114 142V140H111L110 141ZM210 138V137H209ZM233 138V139H232ZM90 142H89V141ZM103 140V139H102ZM199 140H201V139H198L197 141H199ZM212 140V139H211ZM190 141V140H189ZM125 142V141H124ZM201 142H202V140H201ZM59 143H61V144H59ZM198 142H195V143H193V144H197ZM203 143H204V141H203ZM201 143L202 144V146H199V145H201L200 144V142H199V144H197L199 147L198 148H200L201 147V153L204 151V153H205V155H201L199 152V154L201 155V156H203L204 157V161L205 160H207L206 161V164H205V162H203V165L205 164L206 166V169H207V166H208V163H209V161H211V159H212V162H216V161H214L213 159V157L215 156L214 154H212L211 153V151H212V149L210 148V147H208L209 148V150H210V153L208 154L207 153V150H208V148H207V146L209 145V143ZM124 144V143H123ZM205 144H208V145H206V149L204 148L205 147ZM119 145H120V143H119ZM126 145V144H125ZM150 145V144H149ZM194 145V146H195ZM196 145V146H197ZM203 145H204V147H203ZM30 146V145H29ZM95 146V147H94ZM97 146V147H96ZM140 147H142L141 145H139ZM194 147V149H196V151H197V147ZM28 147V146H27ZM120 147H121V145H120ZM144 148H145V146H143ZM142 147V149H144ZM193 147V146H192ZM31 148V147H30ZM104 148V147H103ZM203 148V149H202ZM218 148V147H217ZM105 149H107V148H105ZM137 149V151H139V152H136V153H133V156L135 157L134 158V160L136 159V160H138L137 158H136V155H138L139 154V156H142V154L144 153L141 149L140 150H138V148H136ZM147 148H145V151L147 152V150H146ZM206 150V152H205V150ZM120 150V149H119ZM122 150V149H121ZM199 150V149H198ZM203 150V151H202ZM209 150H208V152H209ZM214 150V149H213ZM31 151V150H30ZM112 151H113V153H112ZM195 151V152H196ZM218 150H216L215 152H216V154L217 155H220L221 157H222V155L219 153V152H217ZM149 152H150V150H149ZM213 153H214V151H212ZM138 153V154H137ZM204 153H202V154H204ZM219 153V154H218ZM113 154V155H112ZM136 154V155H135ZM144 154H146V153H144ZM151 154V153H150ZM181 154V153H180ZM186 154V153H185ZM199 154H197L198 155V157H201ZM112 155V156H111ZM120 155H121V158L120 159H122L123 157V155L121 154V152H120ZM148 156H149V153L147 154ZM146 155V156H147ZM212 155V156H211ZM214 155V156H213ZM216 155V156H217ZM75 156L76 157H78V158H80V160H83V162H73V160H70V159H74L75 158ZM139 156H137V157H139ZM147 156V157H148ZM180 156V155H179ZM195 156V158H196V160H195V162H200L201 164H202V162L201 161H199L198 159H200V160H202L203 161V157H202V159L201 158H197L196 157V154L194 155ZM146 157V158H147ZM148 158H150V157H148ZM182 158V157H181ZM184 158V157H183ZM195 158H193V159H195ZM209 158H210V160H209ZM215 158H217V157H215ZM224 158V157H223ZM77 159V158H76ZM101 159V160H100ZM113 159V158H112ZM139 159H141V157L139 158ZM225 159V161H226V157L224 158ZM228 159H230V161H229V163L232 161L231 160V158H228ZM70 160V161H69ZM106 160H107V162H106ZM136 160L133 162V166H135L136 165V163H138V165L139 164H141V163H139V160H138V162H136ZM143 160H144V158H143ZM149 160V159H148ZM198 160V161H197ZM67 161H69L68 163H67ZM107 163H105V162ZM142 161V160H141ZM152 161L153 162H155L154 160H153V158H152ZM228 161H226V166H224L225 167V175L227 176V177H229V173H228V170H230V171H232V173L233 172H235L236 173V171L239 173V171L240 170H238L236 167H233V165H235L236 166V163L235 164H232V168H231V166L229 165V163H227ZM143 162V161H142ZM153 162H152V164H153ZM194 162V163H195ZM208 162V163H207ZM235 162V161H234ZM237 162V161H236ZM135 163V164H134ZM144 163V162H143ZM232 163V162H231ZM238 163V162H237ZM90 164V165H89ZM106 164V165H105ZM145 164V163H144ZM201 164H200V166H201ZM212 164V163H211ZM211 164L209 163V166L208 167H210V168H208L207 170L209 171V170H211V167H213V166H211ZM142 165V164H141ZM155 167H154V169H156L157 168V165H156V163H154L153 164ZM213 165H216L215 163L213 164ZM108 166V165H107ZM140 166V165H139ZM230 166V167H229ZM109 167H110V169H111V166L109 165ZM238 167V166H237ZM240 168H242L241 166H239ZM101 170H100V169ZM112 168H113V166H112ZM134 168H136V166L134 167ZM133 167H132V169L133 170H136V169H134ZM90 168H88V169H84V171H86L87 172V170L88 171H90L89 170ZM147 169H148V167H147ZM228 169V170H227ZM243 169V168H242ZM241 169V170H242ZM1 170H2V172H1ZM93 170V169H92ZM100 170V171H99ZM139 170V172L141 171V172H143V170H141V168H139L138 169ZM138 170H136V171H138ZM144 170H145V167H144ZM149 170V169H148ZM148 170H146L147 172H148ZM151 171V170H150ZM226 171H227V173H226ZM243 171V170H242ZM93 172V171H92ZM108 172V171H107ZM107 172L104 174L105 176V179H106V175H107ZM109 172H111V170L109 171ZM157 172H158V168H157ZM202 172H204V170H201V173ZM10 173V172H9ZM132 173H134L133 171H132ZM138 172H135V174L136 175H134V176H139L138 174H137ZM206 173L207 172H205V174L203 173V174H201V175H204V176H202V181H203V177L205 178L206 177ZM215 173H216V171H215ZM121 174L122 173H120V176H121ZM240 174V173H239ZM6 175V174H5ZM159 175V174H158ZM3 176V177H2ZM91 176H92V174H91ZM2 177V178H1ZM43 177H45V178H43ZM59 177V176H58ZM103 176H102V178H104ZM110 177V176H109ZM122 178H123V174H122V176H121ZM158 178H160L161 177V175H160V177L159 176H157ZM214 177V176H213ZM226 177V178H227ZM12 178V177H11ZM60 178V177H59ZM120 178V177H119ZM216 178V180L219 178V177H214L213 179L212 178H209V180L208 181H212L213 183H214V179ZM48 179V178H47ZM58 179V178H57ZM56 179V181H60V179H58L57 180ZM97 179V178H96ZM105 179L103 180L104 182V186L106 187L107 185H106V181H105ZM110 179V178H109ZM162 179H163V181H164V178L162 177ZM162 179H161V181H162ZM212 179V180H211ZM49 180V179H48ZM99 180H101V179H99ZM122 180V179H121ZM120 179H119V182H121V184H122V181H121ZM216 180H215V182H216ZM45 181H46V179H45ZM62 181V180H61ZM98 181V179L96 180V182ZM162 181V182H163ZM206 181H207V177H206ZM14 183H16L15 181H13ZM13 182H11L12 184H14ZM47 183H48V181H46ZM51 182V183H52ZM211 182V183H212ZM9 183V184H8ZM20 183V182H19ZM56 183V182H55ZM66 183V182H65ZM211 183H208L207 182V184H211ZM212 183V184H213ZM240 183V182H239ZM67 184H68V182H67ZM83 184V183H82ZM120 184V185H121ZM163 184H165V183H163ZM11 185V184H10ZM18 185V184H17ZM16 185V186H17ZM44 185V184H43ZM42 185V186H43ZM47 185H49V184H47ZM51 185V184H50ZM49 185V186H50ZM86 185V184H85ZM100 185H101V183H100ZM100 185H99V188H100ZM215 185V184H214ZM45 186V185H44ZM94 186V185H93ZM96 186H97V184H96ZM211 186V185H210ZM209 186V190H210V188H212V186L210 187ZM10 187L11 186H9V188H7L8 189V191H9V189H10ZM18 187V186H17ZM81 187V185L80 186H77V189H78V191H76L77 193H79L80 191V188ZM206 187H207V185H206ZM218 187V186H217ZM102 188V187H101ZM104 188V187H103ZM213 188H215V187H213ZM51 189V188H50ZM105 189V188H104ZM118 189H119V187H118ZM120 189H122V187L120 188ZM5 191H7V190H5ZM120 191V190H119ZM214 191V190H213ZM121 192V191H120ZM119 192V193H120ZM122 192H123V190H122ZM210 192H211V190H210ZM215 192L216 191H214V195H215ZM4 193H6V192H4ZM11 193V192H10ZM9 192L8 193H6V194H10ZM212 193V192H211ZM104 194V193H103ZM106 194V193H105ZM130 194H131V190H130ZM26 195V194H25ZM24 195V197H26V198H22V201L24 200V202H26V203H31L30 201H29V198H27V195L25 196ZM76 194H75V192H74V197H76L75 196ZM218 195H219V193H217V197H218ZM105 196V195H104ZM7 197H9V196H7ZM11 197V196H10ZM215 197V196H214ZM221 197V196H220ZM14 198V197H13ZM12 197H11V199H13ZM165 198V197H164ZM166 198H168V197H166ZM20 198H18V201L16 200V202H15V199H13L14 200V204H12V202L9 200H7L6 198H5V195L4 196H1L0 197V210H6V211H8L9 213H15L16 214V216L18 217V218H22L24 221H26L25 219H29V218H35L36 220H37V222L39 223V229H41V227L43 228V231H45V229L47 228V227H51V228H47V229H49V230H52V229H54V230H56V233L57 234H59V236L62 234V236H60V237H62L63 238V236H65V237H69V238H63V239H67L66 241L68 242V241H70L71 239H73V238H75V240L74 241H76V244L78 245L79 243H80V241H79V238H80V235H81V233L79 234L78 232V229L76 230V231H73L75 228H77V227H75V221H74V218H73V221H74V225L72 224V220H69V217H70V219H71V217L73 216L72 214L75 212L74 210H72V208H74V206L73 205H76V202L75 201H72V200H70V201H65L64 202V204L63 203H60V204H58L57 205V203L55 202V204L57 205L56 207L54 206V207H50V208H47V209H49V211H44V210H42V208L43 207H49V205L48 206H39L38 205V207L37 208H31V209H39L41 212H39V211H37V212H39L37 215H34V213L32 214L31 212H28V210L27 209H23L22 210V206L20 207V206H18V204H20L21 203V200H19ZM28 200L29 202H27L26 200ZM106 199V198H105ZM150 199H152V201L154 202V200H156V198L153 200V197L152 198H150ZM52 200V199H51ZM166 200H168V199H166ZM186 200V199H185ZM219 200V199H218ZM24 202H22L23 204H24ZM73 202H75L74 204H70V203H73ZM156 202V201H155ZM158 202V201H157ZM219 202L220 201H218V204H219ZM232 201H226V203H227V205H229L228 203H231ZM77 203H78V201H77ZM216 204H217V202H215ZM63 204V205H62ZM26 205V204H25ZM61 205H62V207H61ZM155 205V204H154ZM215 205V204H214ZM224 205H226L225 203H224ZM73 206V207H72ZM160 206V205H159ZM36 207V206H35ZM227 207H229V206H227ZM226 206H225V208H227ZM233 207H234V205L232 206V209H233ZM54 209L52 212L53 213H51V211H50V209ZM58 208V210H64V212H60V211H58V210H56ZM64 208V209H63ZM158 208V207H157ZM157 208L155 209L156 210V212L154 211V214L155 213H157L158 214V212H157ZM169 208V207H168ZM45 209V208H44ZM238 209H240V208H238ZM72 210V211H71ZM149 210V209H148ZM159 210H161L160 208H159ZM167 210V209H166ZM165 210V212H164V214H162V215H164V217H166V212L168 211H166ZM74 211V212H73ZM239 211V210H238ZM73 212V213H72ZM101 211H99L98 213H100ZM163 212V211H162ZM161 211H160V213H162ZM169 212V211H168ZM36 213V212H35ZM46 213V214H45ZM72 213V214H71ZM108 213V212H107ZM159 213V214H160ZM244 213V212H243ZM97 214V213H96ZM101 214V213H100ZM100 214H99V216H100ZM121 214V213H120ZM125 214V218H127V214L126 213H124ZM154 214H153V216H154ZM167 214H169L170 215V213H167ZM245 214V213H244ZM1 215V214H0ZM2 215H4V214H2ZM32 215V216H31ZM75 215H76V212H75ZM131 214H128V217L130 216ZM8 216V215H7ZM12 216V215H11ZM15 216V217H16ZM35 216V217H34ZM98 216V215H97ZM110 216V215H109ZM155 216H156V214H155ZM159 216V215H158ZM157 216V218H159ZM161 216V215H160ZM220 216V215H219ZM247 216V215H246ZM9 217V216H8ZM74 217V216H73ZM164 217H162V219L164 218ZM167 217H170V216H168L167 215ZM166 217V218H167ZM236 218L235 219H237L238 221H236L237 223H233V224H231V222H229V223H220V225H221V227H222V230H223V233L224 234H226V235H232V234H235L234 232H233V230H232V227H236L235 225H242V224H240L239 223V221H244L243 223H245L246 221L248 222V224L250 223V221H251V219L250 218H245V217H242V216H239V215H236L235 216ZM161 218V217H160ZM159 218V219H160ZM153 219V218H152ZM154 219H156V218H154ZM162 219H160L162 222L164 221V220H162ZM165 219V218H164ZM249 219H250V221H249ZM22 220V221H23ZM168 220V219H167ZM219 220H222V219H219ZM225 220H227V219H225ZM109 221V220H108ZM120 221V220H119ZM119 221H116V222H118L117 224H118V226L120 225L119 223ZM154 221V220H153ZM157 221H158V219H157ZM169 221V220H168ZM28 222V221H27ZM30 222V221H29ZM36 222V223H37ZM166 222V221H165ZM170 222V221H169ZM228 222V221H227ZM233 222H235V221H233ZM23 223H25V222H23ZM124 223V222H123ZM154 223V222H153ZM159 223H161L160 221H159ZM239 223V224H238ZM251 223H252V221H251ZM26 224V223H25ZM28 224V223H27ZM30 224H35L33 221H31V223ZM30 224H28V227H29V225ZM110 224H112V223H110ZM109 224V225H110ZM151 224V223H150ZM162 224V223H161ZM166 224V223H165ZM247 223H246V225H248ZM71 225H73V226H71ZM124 225V224H123ZM154 225H155V223H154ZM163 225H164V223H163ZM224 225H227V226H231V227H223ZM41 226V227H40ZM72 227V228H69V227ZM32 227H35L34 225H32ZM32 227H31V229H32ZM105 227V226H104ZM30 228V227H29ZM263 228V227H262ZM47 229H46V231H47ZM115 229V228H114ZM133 229V228H132ZM247 229V228H246ZM32 230H34V229H32ZM48 230V231H49ZM106 230V229H105ZM125 231L127 234L129 233V234H132V233H130V232H128L127 231V228H125V229H122V231ZM254 231H255V234H257V236L259 235L261 238H262V240H261V238H260V240H258L259 238H255L254 240V243H253V239H252V243L254 244V245H256L257 247H256V250L257 251H259V252H263L264 251V230H261L260 229V227H257V229L256 228H254L253 229ZM47 231V232H48ZM115 231V230H114ZM254 231H253V235H255L254 234ZM39 233H42L41 231H38ZM66 232H68V233H66ZM81 232V231H80ZM124 232V233H125ZM132 232H133V230H132ZM32 233V232H31ZM71 233H72V236L73 237H71ZM125 233V234H126ZM135 233V232H134ZM239 233H241V235H243V233H245L243 230H240L239 231ZM246 233H247V237H249V236H251L252 234H250L249 235V230L247 229L246 230ZM33 234V233H32ZM66 234V235H65ZM74 234V235H73ZM67 235H69V236H67ZM75 236V237H74ZM258 236V237H259ZM36 237V236H35ZM241 237V236H240ZM246 238V236H243V238ZM255 237V236H254ZM125 239H127L128 240V238H126V237H124ZM242 237L241 238H239L238 237V243H237V246H236V242L235 241H232L231 242V244H230V247L232 248V249H234V251H249V249H250V247H249V243L248 242H246L245 243V241H248V240H244ZM250 238V237H249ZM248 238V239H249ZM251 238H253V236H251ZM250 238V239H251ZM37 239V238H36ZM37 241V240H36ZM40 240H38V242H39ZM63 241V240H62ZM251 241V240H250ZM33 242V241H32ZM37 242V243H38ZM34 243V242H33ZM42 242L40 241V243L39 244H37V245H40ZM43 244V243H42ZM42 244H41V246H42ZM93 245V244H92ZM121 246V245H120ZM250 246H252V244H251V242H250ZM83 247V246H82ZM91 247V246H90ZM95 248V247H94ZM62 249V248H61ZM88 249H91V248H88ZM99 249H101L100 247H99ZM106 249V248H105ZM92 250V249H91ZM110 250V249H109ZM108 250V251H109ZM117 250V249H116ZM98 251V250H97ZM100 251V250H99ZM105 251V250H104ZM107 251V250H106ZM107 251V252H108ZM120 251V250H119ZM233 251V250H232ZM103 252V251H102ZM116 252V251H115ZM100 253V252H99ZM128 253V252H127ZM184 253H185V251H184ZM111 254V253H110ZM121 254V253H120ZM113 255V254H112ZM187 255V254H186ZM88 256V255H87ZM110 256V255H109ZM114 256H116V253L114 254ZM118 256V255H117ZM127 256V255H126ZM91 257V256H90ZM120 257V256H119ZM121 257H123V256H121ZM129 256H127V258H128ZM88 258V257H87ZM126 258V257H125ZM109 264V263H108Z\"/></svg>",
  "mask_w": 264,
  "mask_h": 264
}]
</instances>
